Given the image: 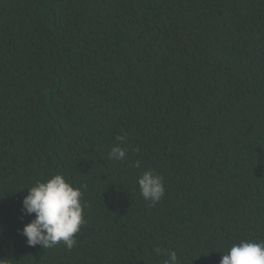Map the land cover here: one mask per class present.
<instances>
[{
	"label": "trees",
	"instance_id": "obj_1",
	"mask_svg": "<svg viewBox=\"0 0 264 264\" xmlns=\"http://www.w3.org/2000/svg\"><path fill=\"white\" fill-rule=\"evenodd\" d=\"M56 174L83 193L71 250L21 234ZM241 241H264V0H0V264H220Z\"/></svg>",
	"mask_w": 264,
	"mask_h": 264
},
{
	"label": "clouds",
	"instance_id": "obj_2",
	"mask_svg": "<svg viewBox=\"0 0 264 264\" xmlns=\"http://www.w3.org/2000/svg\"><path fill=\"white\" fill-rule=\"evenodd\" d=\"M116 139L124 141L122 136ZM108 157L110 160L123 161L127 158V149L117 144L111 148ZM137 184L140 195L151 205L159 203L165 195L163 177L154 170L142 172L137 178ZM82 196L81 189L72 186L60 174L46 181H36L34 186L28 188V194L22 201V214H34V218L21 230L27 244L50 248L63 242L71 250L76 245L75 234L84 223ZM155 251L161 253L159 248ZM166 255L163 264H179L175 251L168 250ZM220 264H264V241L233 244L223 254Z\"/></svg>",
	"mask_w": 264,
	"mask_h": 264
}]
</instances>
